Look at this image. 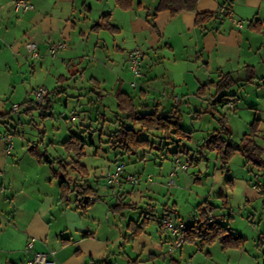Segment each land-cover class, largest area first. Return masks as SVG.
Here are the masks:
<instances>
[{
	"label": "crops",
	"instance_id": "1",
	"mask_svg": "<svg viewBox=\"0 0 264 264\" xmlns=\"http://www.w3.org/2000/svg\"><path fill=\"white\" fill-rule=\"evenodd\" d=\"M14 1L0 0V264H29L35 252L49 254L55 264H192L196 253L205 256L204 264H264V258L237 253L245 244L223 249L215 242L200 248L196 241L174 247L175 237L159 226L167 214L191 225L196 208L205 204L214 209L211 222L226 227L215 220L225 215L217 214L211 199L225 203L222 210L236 200L250 215L248 221L253 224L259 217L264 226V191L258 188L264 186V171L237 154L221 169L217 154L201 149L207 137L220 130L219 117L233 144V122L243 121V136L257 122L253 139L264 148V0H196L194 12L161 11L154 17L159 0H131L128 10L119 9L114 0H22L33 7L27 11L15 10ZM220 8L231 16H220ZM204 13L214 17L196 26V15ZM104 16L108 20L98 26ZM28 43L37 45V58L28 56ZM59 43L65 48L50 55L49 47ZM133 50L142 54L139 77L127 63ZM249 69L252 83L245 82ZM225 76L236 82L224 100L233 102V109L213 104L221 95L213 87L197 93ZM37 88L51 92L48 101L59 98L65 109L58 114L64 123L56 121L50 134L45 123L53 121V115L40 111L29 97ZM18 91L24 98L15 96ZM116 93L125 94L140 115L155 108L165 115L175 108L181 116L185 111L195 124L190 131L181 127L190 140L149 131L151 140L138 135L149 145L135 155L111 148L112 133L121 127L134 130L128 126L133 122L118 110ZM27 100L32 104L21 106ZM13 105L20 110L15 113ZM35 118L45 132L37 145L39 133L31 127ZM5 134L11 135L10 154ZM71 136L85 143L80 160L62 147ZM128 156L132 159L127 165L138 169L131 175L140 182L111 187L106 175ZM87 157L106 162L102 175L94 172L93 180L84 164ZM176 159L187 163L188 170L178 172L173 186H167ZM59 161H78L86 168V176L74 172L70 177L95 192L98 200L90 207L82 208L75 194L61 200L60 180L52 174ZM149 161L157 164L158 176L143 174ZM196 183L202 193L192 190ZM190 193L194 199L185 219L181 207L189 204ZM31 238L35 242L28 251Z\"/></svg>",
	"mask_w": 264,
	"mask_h": 264
},
{
	"label": "trees",
	"instance_id": "2",
	"mask_svg": "<svg viewBox=\"0 0 264 264\" xmlns=\"http://www.w3.org/2000/svg\"><path fill=\"white\" fill-rule=\"evenodd\" d=\"M115 5L121 10H128L132 7L131 0H114ZM196 0H159L155 10L154 16L161 11H169L172 15L181 11L194 12ZM214 15L210 13L197 14L195 18V25L200 26ZM108 20L107 16L102 17V20L97 23L98 26L102 21ZM110 32L115 30L110 26L105 27ZM251 74H248L246 83H252L254 76L252 70L249 69ZM236 82L232 81L231 77L225 76L217 84L210 83L209 85L200 87L198 90L199 95L204 94V90L213 87L218 94H221L213 104H227L224 100L230 97L227 92L235 85ZM51 92L46 93L44 96V104L36 106L40 111H45L49 107V96ZM118 101V110L121 114L126 115V119L135 123L140 131H156L165 134H172L179 140H190V134L183 131L181 128L182 116L175 108L168 114H159L158 109H154L152 113L140 115L134 107L132 101L122 93H116ZM32 104L31 100H27L21 104L26 106ZM36 104V103H35ZM19 108L21 107L18 105ZM220 130L213 132L203 142L201 149L207 152H215L221 169H225L232 158L237 154L244 157L247 162L256 169L264 171V148L257 145L254 141V135L257 128V122L252 123L250 126V133L244 135L238 144H233L230 141V132L225 128V120L222 117L218 119ZM225 137V138H224ZM42 144V139L39 140ZM108 144L113 149H119L127 155H135L139 150L146 148L149 144L146 140L138 139V134L135 130L121 127L119 130L112 133L109 137ZM85 143L82 139L71 136L68 141L63 143L62 147L66 153H73L77 160H80L83 155V148ZM39 159V157H38ZM78 172L84 176L87 175V170L84 166L80 165L78 161H72L69 164L63 161L57 162V168L52 171L53 178L60 180V197L62 201H66L70 194H75L77 202L82 208L90 207L95 201L98 200L95 192L85 184H78L72 182L70 174ZM257 188V186H255ZM264 191V186L258 187ZM92 198V199H91ZM213 208L209 205H199L196 208V215L193 222L184 231V243L198 242L200 248L210 246L215 242L221 244L223 249H241L245 244V240L241 237H235L227 233V229L217 223H212L210 216ZM146 222L143 221V225ZM159 226L161 227L160 223ZM260 240L262 238H259ZM130 264H138L132 262Z\"/></svg>",
	"mask_w": 264,
	"mask_h": 264
},
{
	"label": "rangeland",
	"instance_id": "3",
	"mask_svg": "<svg viewBox=\"0 0 264 264\" xmlns=\"http://www.w3.org/2000/svg\"><path fill=\"white\" fill-rule=\"evenodd\" d=\"M47 88L49 89V85H47ZM15 96L19 99V98L23 97L24 95L22 94V92L18 91V92H16ZM58 96H60V95H58ZM54 99H52V101L50 100V102H49L50 106L48 107V109H46V112L48 114L51 113L53 115V119H54L53 121L50 120V121H47L45 123V128H46L47 133H49L52 130V126H54L56 121L59 122L60 124H61V122L64 123L62 120H60L58 114L65 109L62 107V103L60 104L59 98L58 99L54 98ZM12 110H13V108H12ZM19 110L20 109L13 110V111H15V113H16ZM191 115H193V112ZM182 117H183V121H182L181 127L185 131H190V130H192L193 127L195 128L194 120H192V117H190L189 114H186L184 111L182 113ZM34 120H35L34 121L35 123L32 124V126H31L32 129L36 131V134L39 133V137H38L39 140L44 139V136H45V132H43L44 128H42V127L38 128V127H40L39 124H41V123H39L38 118H35ZM241 122H236V125H234V122L232 123L233 128H234V133H233L234 137H233L232 141L234 142V144L240 140L239 138L241 136L243 137V135H241L242 134L241 132H242V127H243V121H241ZM128 126L133 127L134 130H136L137 134L140 136V138L147 139V137L149 136L150 137L149 140L152 139V133L151 132L148 133L146 131H140L139 127L137 125H135L134 123H131V122H129ZM203 126H205V125H203ZM218 126H220V125L218 124ZM153 133H156V132H153ZM249 133H250V127H249ZM8 135H10V134H8ZM48 137H49V135H48ZM230 137H231V135H230ZM15 138L18 140L17 136H15ZM35 139H37V138L35 137ZM26 140L30 141L31 138L27 137ZM39 140L34 144H36V145L39 144ZM192 141H193L192 144L194 145L196 143L197 139L194 138ZM188 142H184V143L186 144ZM187 145H189V144H187ZM12 148H13V143H12ZM240 157H242V156H240V155L236 156V158H240ZM130 158L132 159L131 156L124 157L123 161H120V162H122L124 164V168L126 169L125 171L127 173L134 174L138 169H136V171H135L134 167H129L127 165L130 162ZM105 163L106 162L104 161L103 158H99L98 161L94 160V158H92V157H87L86 159H84V164L87 167H89V169H90V177L89 178H91L93 180L92 174L94 172L98 176L102 175V172H104V169H105L104 168ZM182 163L187 166V170H188V164L184 163V162H182ZM235 165H236V162H234V164L232 166V167H234L233 171L235 174H238L241 171L237 168L238 166H235ZM93 166L97 167V169H94ZM145 170L146 171L143 173V174H145V177H146L147 172H148L149 176H152V177L158 176V172H159L158 170L159 169L157 167V164H154L152 161H149V163L147 162L145 164ZM196 175H197V179H199V181L203 184L204 179L202 177H200L199 174H196ZM203 177L205 178V176H203ZM191 179H194V177L192 175H191ZM92 180L90 181V183H88L89 185L93 184ZM191 187H193L192 190H194L198 193H202L201 185H197V183H196L195 185H192ZM192 190H191V192H192ZM190 195L191 196L189 199V204H186L183 207H181V209H182L181 212H182L185 219L187 218V214L189 212L187 206L192 204L191 200L194 199L191 193H190ZM210 203L217 207V209L215 210L217 212V214L220 212V214L225 215L224 220H222V219H215V220L217 222H220L221 224H223L225 226H226V224H228L226 226L227 230H228L227 233L235 235L236 237L240 236L246 240L243 250L240 252H237V253H241V252L244 253L245 252V254L251 258H254L256 256H258L260 259L264 258V251H262V247H264V229H262V227H264V226L259 225L260 224V218L256 217L255 220H253L254 223L252 224V221H250V220L248 221V219H247V217H249L250 215H248L247 212H244L243 210L240 209L241 207H239L237 205L236 200H233L231 205H230L231 207L230 208L228 207L225 210H222V205H225V203L221 204L220 199H211ZM249 214H252V213H249ZM229 217H231L230 220H229ZM253 225H254V227H253ZM259 238H262V239L260 240ZM215 246H219V244L216 243V245L213 246L212 250H210L213 253L215 252L214 249H216ZM257 246H260L261 248H258ZM205 259H206L205 256H203L202 254L196 253V255L192 259V264H204ZM182 264H185V263H182Z\"/></svg>",
	"mask_w": 264,
	"mask_h": 264
},
{
	"label": "built area",
	"instance_id": "4",
	"mask_svg": "<svg viewBox=\"0 0 264 264\" xmlns=\"http://www.w3.org/2000/svg\"><path fill=\"white\" fill-rule=\"evenodd\" d=\"M13 7L15 10H21V11H27L31 10L33 7L29 3L22 1V0H15L13 3ZM219 15L224 17H230L229 11H227L224 8H220L218 11ZM237 26H240L239 22H234ZM65 48V44L59 43L57 45H53L49 47V53L50 55L54 56L55 53ZM26 51L28 53V56L30 58H37L39 56L37 45L35 43H28L26 45ZM142 54L139 50H133L128 53L127 55V63L128 67L133 73L135 77H139V66L141 61ZM47 90L45 88H37L33 90L30 93V99L36 103L37 105H43L44 104V96L46 95ZM226 106L230 109H233L234 103L228 102ZM13 110L19 109L18 105L12 106ZM3 140L6 143V153L10 154L11 148H12V139L11 136L8 134H5L3 136ZM187 170V166L181 162L180 159H176L174 163V167L172 172L169 175V182L167 183V186H173V180L175 175L178 172H184ZM105 180L108 185L111 187L121 186L123 182L129 183V184H138L140 182V178L131 175L130 173H127L124 168V164L122 162H117L114 170L112 172H109ZM113 195L115 193L113 192ZM161 227L167 231L169 234L173 235L175 237V241L173 242L174 247H179L184 243V231L189 226V223H185L183 221H177L173 220L172 216L170 214L165 215L161 221H160ZM35 239L31 238L27 242L26 248L28 251L33 249ZM29 264H55L53 261L49 259V254L47 253H37L35 252L33 254V259Z\"/></svg>",
	"mask_w": 264,
	"mask_h": 264
}]
</instances>
